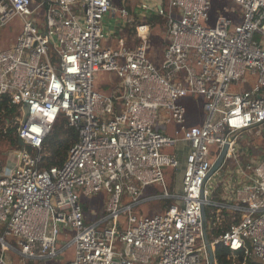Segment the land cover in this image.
Returning a JSON list of instances; mask_svg holds the SVG:
<instances>
[{
    "label": "built area",
    "instance_id": "2783aa9c",
    "mask_svg": "<svg viewBox=\"0 0 264 264\" xmlns=\"http://www.w3.org/2000/svg\"><path fill=\"white\" fill-rule=\"evenodd\" d=\"M118 1L0 0V101L22 143L0 171V264H14L9 252L35 264L72 247L67 264H210L205 232L213 251L222 245L244 264H264V0H231L241 23L219 17L213 26L210 0H152L138 16ZM157 19L159 68L150 55ZM248 72L254 88L230 94ZM101 73L121 86L98 91ZM197 97L201 125L183 104ZM60 119L78 141L63 166L43 168ZM102 193L97 216L85 199ZM152 201L170 204L139 218L135 210Z\"/></svg>",
    "mask_w": 264,
    "mask_h": 264
},
{
    "label": "rangeland",
    "instance_id": "374dc122",
    "mask_svg": "<svg viewBox=\"0 0 264 264\" xmlns=\"http://www.w3.org/2000/svg\"><path fill=\"white\" fill-rule=\"evenodd\" d=\"M150 3V2H149ZM211 3V10H210V17H211V23L210 26H213L215 24V21L219 17H227L230 18L236 23H241V19H239L238 14L240 13V9L231 1V0H210ZM144 14V13H143ZM144 17L151 19L152 16H147L144 14ZM19 22H15L12 24L13 29H11V33H16V30L14 26H18ZM165 29L163 25V20L157 19L155 21V28L152 31V38H151V50H150V55H151V60L155 62V65L159 68L160 63L163 59V54H164V39H165ZM133 33V30H129V36H131ZM121 36H125L124 33L121 34ZM105 45L108 46H115L113 43L112 39L109 42L105 43ZM257 83V76L252 75L250 72L246 73L245 77L243 80H240L238 85H233L231 86L229 93L230 94H239L245 91H248L252 88ZM122 84V81L115 76L114 74H106V73H101L99 74L96 82V88L98 91H105L108 90L111 91V89L114 88H119ZM197 100L196 103L193 102V98H187L183 100V104L188 108L190 111L189 114V122L190 124L193 125H201L205 119V113L203 111V105H204V99L203 98H195ZM12 114L10 115V118L12 119ZM0 130L4 132V135L0 133V171L3 167H5L12 156V151L14 149H17L15 145H13L11 139L9 137H5V135L9 129H12L13 126L8 124L7 118H4L0 122ZM14 136V134H13ZM259 139H255V143ZM255 143H252V150L253 152H256V146ZM186 158L187 154H184L183 157H181V166L177 171V180H178V186L179 188L181 187V183L183 180V174H184V169H185V163H186ZM233 167V164H231ZM85 201L88 202L89 205H91L90 209L91 211H94L97 216L100 214H103L104 206H105V201L106 197L105 194H100L99 196H95L92 198H86ZM163 203L159 201H152L150 203L143 204L139 206L135 212H139V218H151L156 215H158L161 212ZM212 208L207 207L206 208V213L208 214L209 221L212 223ZM87 223H92L94 219L90 217V215H87ZM219 225V223L217 224ZM215 229V226L213 225V230ZM213 230L209 231V237L212 240L213 237ZM75 235L74 232L69 234L70 239ZM61 240H64V237L61 236ZM74 248H69L64 255L61 257L52 260V261H47V262H38L35 264H67L68 262L73 261L74 259ZM8 256L12 258L14 264H20L22 259L19 255L12 254V252L8 253Z\"/></svg>",
    "mask_w": 264,
    "mask_h": 264
},
{
    "label": "trees",
    "instance_id": "16d2710c",
    "mask_svg": "<svg viewBox=\"0 0 264 264\" xmlns=\"http://www.w3.org/2000/svg\"><path fill=\"white\" fill-rule=\"evenodd\" d=\"M4 113L0 115V122L4 118H9L13 111H10L7 107V102L0 101V113ZM1 125V124H0ZM15 132V128L9 129L5 134L9 137L15 146H19V142L16 140L15 136H13ZM0 133L4 135V132L0 130ZM78 141L77 132L69 128L66 124L65 119H60L54 126V129L50 136L46 139L44 144V156H43V168L51 167V166H63L65 163L68 153L74 144ZM170 204V203H165ZM88 211V207H85ZM101 216V214L99 215ZM227 228L224 229V231ZM215 260L217 264H244L243 257L241 254H238L236 259L233 258L232 252L222 245H218L214 251ZM246 264H258L255 262H247Z\"/></svg>",
    "mask_w": 264,
    "mask_h": 264
},
{
    "label": "crops",
    "instance_id": "0c3cea01",
    "mask_svg": "<svg viewBox=\"0 0 264 264\" xmlns=\"http://www.w3.org/2000/svg\"><path fill=\"white\" fill-rule=\"evenodd\" d=\"M152 0H119L118 1V5L121 6V5H126L128 7V9L132 12V13H136L137 10L140 9V6H141V3H146V2H151ZM136 15L138 16V14L136 13ZM107 30H108V33L110 35V37L112 36L113 34V30H114V25H116V21H114L111 17H109L107 19ZM15 35L16 33H7V32H4L3 33V37L5 38V41H2L1 44L3 46H9L10 43L15 40ZM111 38H114L113 36ZM164 205V204H163ZM165 206V205H164ZM163 207V206H162Z\"/></svg>",
    "mask_w": 264,
    "mask_h": 264
},
{
    "label": "water",
    "instance_id": "95a60500",
    "mask_svg": "<svg viewBox=\"0 0 264 264\" xmlns=\"http://www.w3.org/2000/svg\"><path fill=\"white\" fill-rule=\"evenodd\" d=\"M19 145L22 146V143H20ZM224 155H225V152L223 153V155L221 156L219 161L216 163V165H215V167L213 169V172L216 171L220 167ZM206 219H207L206 211H205V209H203V221L206 222ZM204 238H205V242H206V245H207V250H208V254H209V258H210V264H215V255H214V251H213V249H212V247L210 245V242L208 240L207 232H205Z\"/></svg>",
    "mask_w": 264,
    "mask_h": 264
},
{
    "label": "clouds",
    "instance_id": "9594fccd",
    "mask_svg": "<svg viewBox=\"0 0 264 264\" xmlns=\"http://www.w3.org/2000/svg\"><path fill=\"white\" fill-rule=\"evenodd\" d=\"M141 31L144 32V31H147V29H142ZM232 123L233 124H238L239 121H232ZM32 131L39 133L40 130L38 128H33ZM37 143H39V141H37Z\"/></svg>",
    "mask_w": 264,
    "mask_h": 264
},
{
    "label": "snow or ice",
    "instance_id": "6c2138e0",
    "mask_svg": "<svg viewBox=\"0 0 264 264\" xmlns=\"http://www.w3.org/2000/svg\"><path fill=\"white\" fill-rule=\"evenodd\" d=\"M53 87L58 89L59 88V85H53Z\"/></svg>",
    "mask_w": 264,
    "mask_h": 264
}]
</instances>
